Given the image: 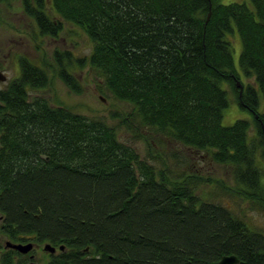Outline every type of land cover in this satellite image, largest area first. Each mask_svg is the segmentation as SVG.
Here are the masks:
<instances>
[{
	"label": "trees",
	"instance_id": "obj_1",
	"mask_svg": "<svg viewBox=\"0 0 264 264\" xmlns=\"http://www.w3.org/2000/svg\"><path fill=\"white\" fill-rule=\"evenodd\" d=\"M15 1L40 37L80 31L91 50H55L52 65L15 56L0 89V236L62 247L47 264H264V235L197 193L211 185L264 212V0H0V22ZM84 69L129 106L111 118L144 154L102 117L38 96L49 72L79 94ZM231 94L254 137L250 120L222 125ZM197 158L231 168L237 189L192 172ZM28 257L7 250L0 264Z\"/></svg>",
	"mask_w": 264,
	"mask_h": 264
},
{
	"label": "rangeland",
	"instance_id": "obj_2",
	"mask_svg": "<svg viewBox=\"0 0 264 264\" xmlns=\"http://www.w3.org/2000/svg\"><path fill=\"white\" fill-rule=\"evenodd\" d=\"M248 0H223V3L228 2H247ZM6 18L0 22V66L2 73L7 77V81L12 80L19 74V68L16 64V55L28 58L33 62L45 61L47 64H54L51 60L52 53L55 50L71 52L76 58L78 56L86 55L91 50V44L87 37L78 31V34L73 32L62 33L58 38H42L39 36V32L34 22L27 18L21 12L18 2L13 3V8L5 16ZM11 27V28H10ZM234 48V62L238 63V56L240 53V43L235 39L232 40ZM51 64V65H52ZM75 77L78 78L81 92L74 94L67 89V87L49 72L51 77L50 85L44 91L38 94L49 100L54 106L60 105L69 108L77 113L86 117L98 116L105 119L112 126L116 125L119 129V134L122 140L130 143L137 142L135 145L138 150L144 154L146 148L142 143L135 140H128L132 137H128L129 130L118 119H112V113L128 112L129 106L125 103H121L117 100H113L110 97L103 96L99 89H97L94 82V74L88 69L75 70ZM242 78V77H241ZM246 83L243 78L240 79ZM238 89V94L240 89ZM229 90V89H228ZM230 91V90H229ZM41 94V95H40ZM107 98V99H106ZM231 103L225 110L222 118L223 126H230L236 120H250L251 130L250 136H255V130L252 125L251 115L239 108L235 102V96L231 94ZM259 112L264 116V108L261 106ZM260 158V157H259ZM193 165V166H192ZM264 163L261 164L263 168ZM192 172L201 174L204 177L210 176L213 179H221L225 186L237 189V185L233 180L232 169L226 166H220L215 163H208L204 159L197 158L193 160ZM200 188V186H199ZM213 201L220 203L231 211L234 215L243 219L250 227L260 231L264 235V212L260 210L259 205L245 200L242 195L231 193H220L211 185H204L200 190H197L198 195L205 194ZM34 258L30 261L25 260V264L30 262L35 264H46L50 258L49 253L35 251L32 253ZM47 254V255H46ZM21 259H16L20 261ZM15 261V264H17Z\"/></svg>",
	"mask_w": 264,
	"mask_h": 264
},
{
	"label": "water",
	"instance_id": "obj_3",
	"mask_svg": "<svg viewBox=\"0 0 264 264\" xmlns=\"http://www.w3.org/2000/svg\"><path fill=\"white\" fill-rule=\"evenodd\" d=\"M209 17H210V13L207 15L205 23L208 22ZM6 80H7V77L2 72H0V83L5 82ZM236 87L240 89L239 96H241L242 90H241V86L239 82H236ZM5 248L12 249L14 251H17L20 254L25 255V254H28L33 249V245L32 244H12L11 242L7 241L5 243ZM60 250H63L62 247H60ZM43 251L47 253H53L55 251V248L51 247L48 244H45L43 246ZM31 264H34V263H31ZM219 264H243V263L240 262L236 256L230 255V256H223L221 260L219 261Z\"/></svg>",
	"mask_w": 264,
	"mask_h": 264
},
{
	"label": "flooded vegetation",
	"instance_id": "obj_4",
	"mask_svg": "<svg viewBox=\"0 0 264 264\" xmlns=\"http://www.w3.org/2000/svg\"><path fill=\"white\" fill-rule=\"evenodd\" d=\"M0 72H2V71H0ZM7 82V80L5 81V82H1L0 83V89L4 86V84ZM3 216H1L0 215V227L2 226V223H3ZM7 242V239H5L4 237H3V235H1L0 236V247L2 248H0V257H1V255L5 252V251H7V250H12V249H6L5 248V243ZM20 244H24V243H20ZM43 245L44 244H35V243H33V249H32V251L31 252H35V251H39V249L43 252V248H41V247H43ZM31 252L29 253V254H27L29 257V259L30 260H32L33 258H34V255L33 254H31ZM45 253V252H44ZM60 253H61V251L59 250V249H56L53 253H49V258L51 257L52 259L53 258H55V257H60ZM27 255H24V256H27ZM47 255V254H46ZM25 258V257H24ZM50 261V260H49ZM48 261V262H49ZM30 264V263H29ZM35 264V263H34ZM47 264V263H46Z\"/></svg>",
	"mask_w": 264,
	"mask_h": 264
}]
</instances>
